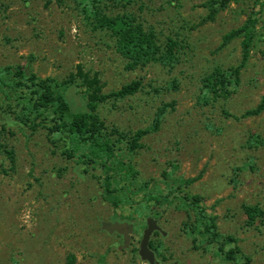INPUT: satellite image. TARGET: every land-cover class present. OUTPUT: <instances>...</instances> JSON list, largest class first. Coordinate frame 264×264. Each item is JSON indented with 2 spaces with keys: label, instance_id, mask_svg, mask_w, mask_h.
<instances>
[{
  "label": "rangeland",
  "instance_id": "374dc122",
  "mask_svg": "<svg viewBox=\"0 0 264 264\" xmlns=\"http://www.w3.org/2000/svg\"><path fill=\"white\" fill-rule=\"evenodd\" d=\"M221 1L105 0L107 13L135 14L160 45L177 43L172 66L126 69L112 34L92 27L82 0H0V66L26 65L54 79L74 110L94 88L109 93L140 80L135 93L97 107L105 125L123 134L151 126L158 107L172 103L158 128L126 155L136 185L149 182L152 193L174 199L175 180L200 174L181 190L200 195L219 232L235 237L251 264H264V220L249 226L242 210H264V110L245 114L264 93V0ZM248 17L256 20L253 41L240 65L241 38L223 43V36ZM239 65L229 96L216 98L203 84L214 68L229 74ZM25 103L0 98V144L14 153L11 165L0 148V264H148L138 254L147 216L165 232L150 237L162 264H232L204 241L177 200L145 203L139 193L137 203L114 209L103 196L102 168L83 170L62 154L57 134L20 122ZM115 212L131 218L127 244L101 227L120 221Z\"/></svg>",
  "mask_w": 264,
  "mask_h": 264
},
{
  "label": "trees",
  "instance_id": "16d2710c",
  "mask_svg": "<svg viewBox=\"0 0 264 264\" xmlns=\"http://www.w3.org/2000/svg\"><path fill=\"white\" fill-rule=\"evenodd\" d=\"M86 17L92 27L109 31L114 38V48L124 59L126 69H135L151 62H158L172 66L176 60L177 43L168 38L163 45L157 42L152 29L145 28L138 17L124 11L121 14L110 15L104 7L105 0H82ZM228 0H222L226 3ZM221 6V5H220ZM224 4H222V7ZM255 19L248 17L241 26L230 30L223 36V43L233 38H241L242 65L249 56L253 41ZM239 66L231 67L226 71L216 67L203 78V84L218 97H227L232 87L238 84ZM65 84L72 85L68 80ZM59 84L50 77H39L26 65L0 66V98L10 105L15 97L25 98L20 122L28 124L32 130L43 125L50 134H57L64 142L62 154L86 170L88 166L99 165L104 175L102 177L103 196L111 203L114 209L123 204L137 203L136 196L142 193L141 202L177 200L180 205L194 217L192 225L200 233L204 241L215 245L223 261L232 264H251V259L244 255L236 245L237 239L229 234L219 232L215 216L207 211L202 204V197L181 190V186L188 185L200 177L180 178L174 181V188L178 189L174 199L167 195L154 194L150 190L149 182L136 185L137 170L126 160V155L135 152L141 147V138L150 131L158 128L160 120L172 103H164L158 107L153 123L146 128H140L131 134H123L116 129H109L99 117L97 107L104 100L114 97L122 98L133 94L141 87L140 80H133L122 85L119 89L109 93H102L94 88L84 99L82 108L72 109L64 93L58 88ZM264 110V93L261 95L255 108L246 111V115L258 114ZM119 143H123L120 146ZM11 165L14 164V153L0 144ZM245 223L253 226L257 221L264 220V210L256 204H243ZM120 221L131 222L130 217L119 216L116 212L112 216ZM157 233V232H154ZM227 244L233 246L226 248ZM149 247L157 256L153 242Z\"/></svg>",
  "mask_w": 264,
  "mask_h": 264
},
{
  "label": "water",
  "instance_id": "95a60500",
  "mask_svg": "<svg viewBox=\"0 0 264 264\" xmlns=\"http://www.w3.org/2000/svg\"><path fill=\"white\" fill-rule=\"evenodd\" d=\"M101 227L109 232L116 231L121 233L124 237L125 244L129 241V233L132 230V226L126 221H103ZM154 231H159L161 234L165 232L157 224V220L151 216L146 217L145 228L142 231L141 239L139 241L138 254L140 258L148 264H160L156 258L154 251L149 247L150 236Z\"/></svg>",
  "mask_w": 264,
  "mask_h": 264
},
{
  "label": "flooded vegetation",
  "instance_id": "af4514ba",
  "mask_svg": "<svg viewBox=\"0 0 264 264\" xmlns=\"http://www.w3.org/2000/svg\"><path fill=\"white\" fill-rule=\"evenodd\" d=\"M157 224H158V221H157ZM158 225H159V224H158ZM159 226H160V225H159ZM160 227H161V226H160ZM154 232H159V231H154ZM154 232H153V233H154ZM153 233H152L151 235H153ZM150 237H151V236H150ZM156 258H157V256H156ZM159 262H160V264H162L160 260H159Z\"/></svg>",
  "mask_w": 264,
  "mask_h": 264
}]
</instances>
